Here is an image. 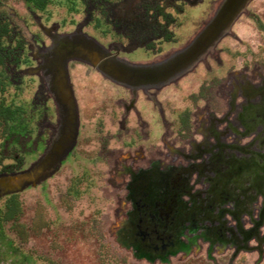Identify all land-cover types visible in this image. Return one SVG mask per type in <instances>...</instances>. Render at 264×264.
<instances>
[{"label": "rangeland", "instance_id": "374dc122", "mask_svg": "<svg viewBox=\"0 0 264 264\" xmlns=\"http://www.w3.org/2000/svg\"><path fill=\"white\" fill-rule=\"evenodd\" d=\"M0 2L13 32L25 40L31 62L8 69L10 84L0 100L21 107L23 118L31 119L26 129H33L32 139L42 130L49 144L30 170L4 174L13 153L22 152L14 147L10 133L1 137L0 129V195L21 190L20 212L0 225L3 245L11 247L5 249L8 256L3 264H214L206 259L204 249L189 255L180 252L162 262L138 258L134 249L118 241L123 211L131 207L126 199L129 178L118 175V167L130 162L136 169L137 158L134 151L122 152V137L114 134L117 125L110 120L111 108L116 107L113 101L124 94L102 77L135 93L152 87L163 73L187 71L213 48L218 36L228 32L237 0H120L100 6L92 0H54L44 12L31 11L22 0ZM251 5L264 16V0ZM232 33L240 38V45L236 38L227 37L217 46L225 52L226 70L239 67L235 50L264 48L259 31L244 17ZM155 50L160 51L159 57H153ZM112 63L119 68L106 71L103 64ZM211 64L215 74H226ZM210 79L200 65L177 87L164 90L166 117L175 119L182 110L193 109L191 95L196 96ZM34 107L38 111L32 114ZM45 108L47 118L42 120ZM145 113L153 131L139 144L147 149L159 144L162 126L153 110ZM113 116L116 119V113ZM102 123L104 132L114 134L109 144L115 150L113 162L99 155L105 142L97 133ZM68 150L74 152L73 159L60 166ZM34 153L26 156V166L38 157ZM42 179L47 180L35 188L26 187ZM76 180L78 198L66 194ZM3 202L0 199L1 207Z\"/></svg>", "mask_w": 264, "mask_h": 264}, {"label": "flooded vegetation", "instance_id": "af4514ba", "mask_svg": "<svg viewBox=\"0 0 264 264\" xmlns=\"http://www.w3.org/2000/svg\"><path fill=\"white\" fill-rule=\"evenodd\" d=\"M253 1L237 0L238 9L231 17L233 22L228 32L218 36L213 48L187 71L163 73L156 76L152 87L135 93L102 77L125 95L113 101L116 107L112 106L109 115L112 125H117L114 134L122 137V152L125 153L124 149L127 153L134 151L137 158L136 169L130 162L120 163L118 167L117 174L129 178L126 199L131 205L123 211L118 241L132 249L144 248L139 253L144 258L167 262L168 257L180 252L189 255L204 249L206 259L214 264H264V58H258L264 55V48L235 50L239 67L232 65L227 70L222 58L225 52L217 48L227 37L236 38L241 44L240 38L232 33V27L243 17L253 23L264 42V16L251 5ZM159 55L160 51L155 50L153 57ZM212 62L220 73L227 71L226 74H215ZM113 65L103 64V67L114 72L119 66ZM200 65L211 79L203 82L196 96L191 95L193 109L186 108L170 120L166 117L168 102L161 98L163 91L177 87L180 80L193 74ZM146 109L154 111L162 126L158 130L159 144L152 143L147 149L139 144L152 136L151 124L145 118ZM34 111L38 110L34 107L32 114ZM42 112L41 119L46 120V108ZM173 114L172 109L170 116ZM101 125L97 133L105 137V142L100 146L99 155L104 154L108 162H113L115 150L109 144L114 134L104 132ZM32 131L29 128L12 134L14 147L17 150L20 147L23 154L13 153L12 163L5 167L4 174L30 170L46 152L49 144L43 139L44 132L38 130L33 140ZM40 148L42 151L38 150ZM34 151L38 157L26 166V156L34 155ZM73 153L68 150L60 166L73 159ZM46 180L28 183L26 187L35 188ZM139 180L148 185L137 195L132 189ZM77 182H71L68 196H81L80 191L71 192ZM79 186L77 184V189ZM19 192L21 190L0 195V199H4L3 207L0 206V225L10 208V197H14L21 209ZM138 200L143 202L136 203ZM136 222L140 230L151 232L147 239L139 240L134 235L132 228ZM156 232L161 237H156ZM10 248L3 245L0 227V264L4 263L8 256L6 250Z\"/></svg>", "mask_w": 264, "mask_h": 264}, {"label": "trees", "instance_id": "16d2710c", "mask_svg": "<svg viewBox=\"0 0 264 264\" xmlns=\"http://www.w3.org/2000/svg\"><path fill=\"white\" fill-rule=\"evenodd\" d=\"M31 11H46L47 7L54 0H22ZM86 3L87 0H81ZM97 6L114 3L120 0H92ZM74 6L73 1L70 2ZM76 8V7H75ZM73 9V8H72ZM5 5L0 2V94H3L10 84L8 69L18 68L22 65H28L30 58L26 51V43L23 37L13 32L10 21L7 16ZM24 110L21 107H12L0 100V129L1 137L5 138L7 134L23 133L26 131V123L21 115ZM78 183V182H77ZM77 183L72 186L71 192L78 193ZM10 208L5 214V220H11L20 212V208L15 204L14 197L8 199Z\"/></svg>", "mask_w": 264, "mask_h": 264}, {"label": "water", "instance_id": "95a60500", "mask_svg": "<svg viewBox=\"0 0 264 264\" xmlns=\"http://www.w3.org/2000/svg\"><path fill=\"white\" fill-rule=\"evenodd\" d=\"M141 179H143V178H141ZM140 179V180H141ZM140 180L139 181H136V183L134 184L135 185V188H133L132 190L134 191V193H136L137 195H138V193H140V192H143L145 189H146V186L148 185V182H145V183H142V181L140 182ZM139 183H141V184H139ZM147 183V184H146ZM144 184V185H143ZM136 201V200H135ZM141 203V202H143V200H138L136 203ZM135 209H138V207L136 206L135 207ZM139 210V209H138ZM135 215H136V213H135ZM136 219L138 220V216L136 217ZM132 230H133V232H134V235H136V238L137 239H142L141 237H145L146 239H147V236L148 235H150V233L151 232H149V230H140V227H139V222L137 223L136 222V224H135V226H134V228H132ZM153 234V233H152ZM154 235V234H153ZM156 237H161V236H159V233H157L156 232ZM137 253L135 254V256L136 257H138V258H141L142 256L141 255H139V253H141V249H144V248H136V247H134L133 248ZM179 251V250H178ZM177 251V252H178ZM173 255L175 254V252H173L172 253ZM165 255H168V254H165Z\"/></svg>", "mask_w": 264, "mask_h": 264}, {"label": "bare ground", "instance_id": "6f19581e", "mask_svg": "<svg viewBox=\"0 0 264 264\" xmlns=\"http://www.w3.org/2000/svg\"><path fill=\"white\" fill-rule=\"evenodd\" d=\"M169 65V64H168Z\"/></svg>", "mask_w": 264, "mask_h": 264}]
</instances>
